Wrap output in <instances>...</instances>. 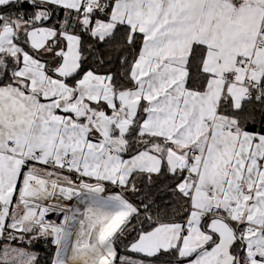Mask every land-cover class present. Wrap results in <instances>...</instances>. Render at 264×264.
Returning <instances> with one entry per match:
<instances>
[{
    "label": "snow or ice",
    "instance_id": "obj_1",
    "mask_svg": "<svg viewBox=\"0 0 264 264\" xmlns=\"http://www.w3.org/2000/svg\"><path fill=\"white\" fill-rule=\"evenodd\" d=\"M0 264H264V0H0Z\"/></svg>",
    "mask_w": 264,
    "mask_h": 264
}]
</instances>
